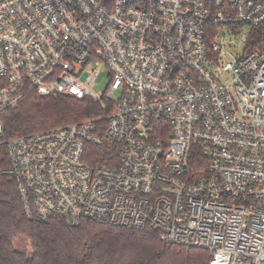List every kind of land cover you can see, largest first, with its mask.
<instances>
[{
	"label": "built area",
	"instance_id": "built-area-1",
	"mask_svg": "<svg viewBox=\"0 0 264 264\" xmlns=\"http://www.w3.org/2000/svg\"><path fill=\"white\" fill-rule=\"evenodd\" d=\"M262 27L264 0H0V139L33 95L105 112L5 142L28 219L151 229L209 264H264Z\"/></svg>",
	"mask_w": 264,
	"mask_h": 264
},
{
	"label": "trees",
	"instance_id": "trees-1",
	"mask_svg": "<svg viewBox=\"0 0 264 264\" xmlns=\"http://www.w3.org/2000/svg\"><path fill=\"white\" fill-rule=\"evenodd\" d=\"M264 49V27L250 41ZM100 103L72 97H29L2 116L0 139V264H209L203 249L169 245L151 229L134 230L106 223L72 226L54 216L47 222L30 221L17 183L2 172L10 168L6 141L103 117ZM107 151V150H106ZM106 154L95 150L93 164H104ZM26 239L30 250L16 246Z\"/></svg>",
	"mask_w": 264,
	"mask_h": 264
},
{
	"label": "rangeland",
	"instance_id": "rangeland-1",
	"mask_svg": "<svg viewBox=\"0 0 264 264\" xmlns=\"http://www.w3.org/2000/svg\"><path fill=\"white\" fill-rule=\"evenodd\" d=\"M110 78L106 73H102L97 79L96 83L92 86L91 90L96 94H104L108 87L110 86ZM120 99V93L115 95V100ZM16 246L19 250L23 252H28L30 250L29 242L26 239H18L16 241Z\"/></svg>",
	"mask_w": 264,
	"mask_h": 264
}]
</instances>
